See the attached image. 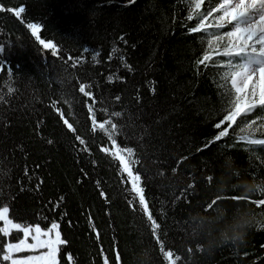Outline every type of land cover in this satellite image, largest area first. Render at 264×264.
Returning a JSON list of instances; mask_svg holds the SVG:
<instances>
[{
  "label": "trees",
  "instance_id": "trees-1",
  "mask_svg": "<svg viewBox=\"0 0 264 264\" xmlns=\"http://www.w3.org/2000/svg\"><path fill=\"white\" fill-rule=\"evenodd\" d=\"M191 2L0 0V207L24 226L55 221L65 241L57 264H117L116 253L118 264H168L117 146L132 149L130 168L175 264H264V206L251 203L264 193L230 199L264 186V145L231 129L208 144L226 105L221 73L196 63L207 44L188 31ZM21 6L20 17L10 11ZM28 23L41 24L57 57ZM89 107L97 124L119 126L116 145L93 130ZM216 195L225 198L207 208ZM241 210L252 218L244 242L208 246Z\"/></svg>",
  "mask_w": 264,
  "mask_h": 264
},
{
  "label": "snow or ice",
  "instance_id": "snow-or-ice-1",
  "mask_svg": "<svg viewBox=\"0 0 264 264\" xmlns=\"http://www.w3.org/2000/svg\"><path fill=\"white\" fill-rule=\"evenodd\" d=\"M128 3H132V0H128ZM10 11L20 17L24 8L15 7ZM193 15L197 22L188 31L192 34H206L201 36V41L207 44V47L203 49L202 57L196 63L203 65L207 70L215 67L217 72L221 73L220 79L223 82L221 96L225 99L226 105L222 109V118L214 126L218 130L217 134L208 141V144L229 136L231 129L240 141L248 145H264V139L256 138L258 134L264 136V0H192L187 20L192 21ZM41 27L39 23L27 24V29L30 30L31 36L38 42V45L50 52L53 57H57L59 52L57 43H54L52 39L41 38L39 35ZM80 92L88 97L93 95L91 91L85 92L84 84L80 85ZM257 112L261 114L257 115ZM88 115L92 119L93 130L98 127L112 141V144L116 145L115 135L119 131V126L111 119L97 124L96 113L92 107H89ZM112 115L119 117L121 113L115 112ZM64 123L68 129L75 131L67 120ZM76 139L81 144L85 143L79 136H76ZM207 146L205 144L203 147ZM103 151L108 153L109 149L105 147ZM121 152L127 153V157ZM131 154V148L120 149L119 146L112 152L114 157H118L122 170L131 180V191L134 197L138 198L139 207L147 221L150 222L151 235L160 244L161 253L167 259L168 264H175L173 252L164 251V242L158 235L160 225L149 210L144 189L140 185L139 172L134 174L130 168ZM172 171L175 172L176 169ZM188 187L191 188L192 185ZM223 190V185H221L219 191ZM256 191L264 193V186L246 185L245 195L232 196L230 199L237 202L248 201L247 193ZM224 198L216 195L206 207L211 209L218 206L217 202ZM251 203L264 206V199H256ZM129 204H132L131 200ZM8 213L7 206L0 207V221H3L4 225L0 227V233L8 236L13 229L22 230L23 238L15 243L9 242L3 245L2 260L10 264H57L58 246L65 243L60 237V232L56 230L57 223L53 221L47 229H42L40 224L22 226L9 219ZM251 219L250 217L243 222L249 223ZM257 226L264 228V224L258 223ZM28 237H31V243L28 242ZM25 249L47 250L41 251L38 255H14ZM115 260L118 264L119 253H116ZM104 264H108L107 259Z\"/></svg>",
  "mask_w": 264,
  "mask_h": 264
},
{
  "label": "clouds",
  "instance_id": "clouds-1",
  "mask_svg": "<svg viewBox=\"0 0 264 264\" xmlns=\"http://www.w3.org/2000/svg\"><path fill=\"white\" fill-rule=\"evenodd\" d=\"M251 216V213L247 210H241L237 213L234 224L229 227L226 234H224L219 241L215 239H210L207 241L208 246H211L217 242H226L232 241L235 243H243L245 236L247 234V229L250 227L249 223H244V220H248Z\"/></svg>",
  "mask_w": 264,
  "mask_h": 264
},
{
  "label": "rangeland",
  "instance_id": "rangeland-1",
  "mask_svg": "<svg viewBox=\"0 0 264 264\" xmlns=\"http://www.w3.org/2000/svg\"><path fill=\"white\" fill-rule=\"evenodd\" d=\"M8 216H9V219L13 220L14 223H19L17 222L15 219H13L12 217H10V214L8 213ZM22 225V224H21ZM3 221H0V227H3ZM24 226V225H22ZM51 226V225H50ZM49 226V227H50ZM48 227V228H49ZM42 229H47V228H43L41 227ZM57 231H59V227H57L56 229ZM60 232V231H59ZM54 232L52 233V235L54 236ZM60 237H61V234H60ZM23 238V232L22 230H17V229H13L10 231L9 235L8 236H4L3 233H0V264H10V262H6V261H3L2 260V255H3V245L5 243H9V242H12V243H15L17 242L19 239ZM28 242L31 243V237H28ZM62 239V237H61ZM63 240V239H62ZM62 245V244H61ZM58 246V249L60 250V246ZM47 249H37V250H27L25 249L24 251H22L21 253H16L14 255H38L41 251H46ZM59 250H58V253H57V262H58V256H59Z\"/></svg>",
  "mask_w": 264,
  "mask_h": 264
}]
</instances>
